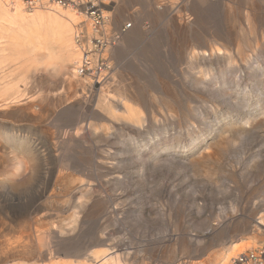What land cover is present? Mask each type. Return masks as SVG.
Segmentation results:
<instances>
[{"label":"rangeland","instance_id":"1","mask_svg":"<svg viewBox=\"0 0 264 264\" xmlns=\"http://www.w3.org/2000/svg\"><path fill=\"white\" fill-rule=\"evenodd\" d=\"M106 3L108 29L132 26L103 51L83 6L57 5L80 13L101 81L0 52V264H236L264 246V0ZM105 88L135 115L109 118Z\"/></svg>","mask_w":264,"mask_h":264},{"label":"bare ground","instance_id":"2","mask_svg":"<svg viewBox=\"0 0 264 264\" xmlns=\"http://www.w3.org/2000/svg\"><path fill=\"white\" fill-rule=\"evenodd\" d=\"M64 1H65L64 3H61L58 0H35V1H30V0H12V1L0 0V52L8 50L11 53L15 52V54L20 55L22 58H29L31 56H32L31 58H35V59L43 58L48 63H50L52 65L56 64V62L59 59H62L64 65L65 64L66 65H68V64H74L75 65L74 69L71 72V74H72L71 76H74V74L79 75V71H80L81 65L83 63V59H84L85 55L88 56V54L85 53V48L83 47L82 44H80V41L83 40V39L80 40V38H79V36H80L79 30H83L82 26L79 29H77V27L75 28V25L78 22V19L81 18V15H80V13H77L75 10L73 11V10H70L68 8L67 9L58 8V6L67 5L68 3L69 4L74 3L75 5H78V4L83 5V3H82V0H64ZM103 2L106 5H108L106 3V0H103ZM46 4H50V5H46ZM24 5H26L30 9H32V11L31 12H25L23 10ZM43 5H45V7H42V8L39 7V6H43ZM46 6H48V7H46ZM61 7H63V6H61ZM45 8H48V9H45ZM74 9H76V8H74ZM81 13L84 14L83 11H81ZM86 13H87V11H86ZM87 15H88V13H87ZM250 19H251L250 16H248L247 20L250 21ZM89 20L91 22V25H90L91 26L90 27L91 32L88 31L87 27H85V29L87 28L86 29L87 35L92 36V35H94V29H93V24H92L90 17H89ZM83 21H85V20L83 19ZM83 21H81V22H83ZM79 24H83V23H79ZM131 26H132V24H131ZM111 29H113V28H111ZM111 29H109V30L111 31ZM110 31H107V32L109 34H111ZM126 32L127 31L123 32V34H121V37ZM74 36H75V40H76V43H77L79 48L76 46V44H74ZM130 39L131 38H128V42H127L128 44L131 42ZM90 43H91V39H88V45H86V48H88V46L89 47L91 46ZM80 49L83 52V57H81L82 52L80 51ZM106 50H109V48L107 47ZM217 50H218V47H217ZM80 53H81V56H80ZM105 55H106V53H105ZM93 69L94 70L91 72V77L98 78L97 79L98 81L103 80L105 75H104V77H101L103 71L100 73V71L103 69L101 68V70H98L95 66ZM2 79L3 78L0 77V83H1ZM124 96H125V94L123 95V97ZM131 99L134 101H137V102L140 101L139 98L131 97L129 95L127 97L125 96L124 98L118 97V99L116 101V96L111 94V92L108 88H105L101 91V96H100L99 102H100V107L104 108L106 110V112L109 113V118L111 117L112 119H115L117 112L119 111V109H118L119 107H117V105L119 103L123 104L124 111L130 117H133L135 115L134 104H131V102H130ZM126 100H128L129 102L126 103L125 102ZM165 106H166V109H169L171 111V108L174 105L172 104V102H166ZM174 113H176V115L179 114V112H174ZM138 119H143V118L139 117ZM256 120H257V116H253V118H251L250 120L247 119L245 121V123H246V125L252 126V125L256 124ZM140 129H142V125L139 128V130L137 129V131H139V135H142L141 134L142 130H140ZM213 129L209 130V135L212 134ZM204 137H205V134L199 140H195L194 142H192L191 144H193V146L191 149H189V151L194 150L196 153H198V151L201 150L199 148H204L206 143L208 145L209 140L207 138H204ZM136 139H139V138L137 137ZM201 139H203L201 141V143H198ZM135 143H137V142H135ZM137 147L138 146L135 145L134 149L136 150ZM129 154L132 155L134 153H129ZM141 154L142 153H139L138 157L141 158L140 159V160H142L141 162L146 163L144 165V167H146V166H148L149 158H151V156H153V153H148V157L144 161L142 159L143 154L142 155ZM135 155H138V154H135ZM208 157L210 159V158H213L214 155L208 154V156H207V154L206 155L201 154L198 158L191 159L190 163L192 165H196V166H203L207 162ZM163 162H166V161H163ZM139 164L140 163L136 164V167H139ZM116 177L120 178L121 176L117 175ZM80 188H82V187L80 186L79 189ZM84 188H85V186H84ZM86 190L88 191L89 189H86ZM120 198H123V194H122V196L116 197V199L118 201L117 204L122 202L120 200ZM97 200L98 199L96 198L93 201L95 202ZM105 208H106V206H105ZM114 213H115V211H114ZM78 220H79V218L77 217V214L75 213L73 221L75 222ZM259 223L264 224V217L263 216L260 218ZM246 251H243L237 255V257L235 258L236 260H234V262L236 264H240L237 260L238 256L240 254L246 252ZM230 253L231 252H227L226 255H229ZM106 255H108V254L105 252L104 253H96V254H94L93 258L96 259V258H99L100 256H102L103 261L101 264H121V262H119L118 258H115L114 256L107 257Z\"/></svg>","mask_w":264,"mask_h":264},{"label":"built area","instance_id":"3","mask_svg":"<svg viewBox=\"0 0 264 264\" xmlns=\"http://www.w3.org/2000/svg\"><path fill=\"white\" fill-rule=\"evenodd\" d=\"M58 1L61 3L65 2L64 0ZM82 3V6L87 11L88 16L90 17L93 24L95 34V36L93 37V43H95L96 48L99 47V49L102 51L103 49H106L109 44H111L112 40L118 39L120 35L123 34V32H125L129 27H131L132 23H128L118 30L111 29L110 31L108 29V26L111 23V15L108 14L110 12V10L108 9L109 5H106L103 0H82ZM107 31H110L111 34H109ZM82 32L83 30H81L80 34H82ZM91 52L92 50L85 48V53L88 54V56L85 55L79 74H83L88 71L92 72L94 70V66L98 70H101L102 67H98V65H100L98 64L99 61H96L95 63L92 60ZM99 58L103 59V56H100ZM101 62V64H103V60H101ZM237 260L240 264H264V246L240 254Z\"/></svg>","mask_w":264,"mask_h":264},{"label":"crops","instance_id":"4","mask_svg":"<svg viewBox=\"0 0 264 264\" xmlns=\"http://www.w3.org/2000/svg\"><path fill=\"white\" fill-rule=\"evenodd\" d=\"M37 261H38V260H37ZM29 262H30V261H28V264H34V262H33V261H32V262H30V263H29Z\"/></svg>","mask_w":264,"mask_h":264}]
</instances>
